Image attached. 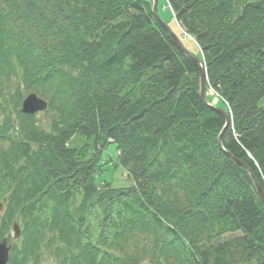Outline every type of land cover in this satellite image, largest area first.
I'll use <instances>...</instances> for the list:
<instances>
[{"label": "trees", "instance_id": "obj_1", "mask_svg": "<svg viewBox=\"0 0 264 264\" xmlns=\"http://www.w3.org/2000/svg\"><path fill=\"white\" fill-rule=\"evenodd\" d=\"M166 1L231 118L224 149L264 192V0ZM30 93L45 122L21 113ZM225 124L152 0H0L1 237L22 227L9 264H264V205L219 146ZM110 144L129 187L102 178Z\"/></svg>", "mask_w": 264, "mask_h": 264}, {"label": "water", "instance_id": "obj_2", "mask_svg": "<svg viewBox=\"0 0 264 264\" xmlns=\"http://www.w3.org/2000/svg\"><path fill=\"white\" fill-rule=\"evenodd\" d=\"M157 5H158V0H153V14L156 18V20L162 25V27L169 33V35L171 36L172 40L174 41L175 45L178 47V49L184 54L186 55L188 58L191 59V61H193V63L196 65V67L198 68L199 74H200V96L201 99L203 101V103L205 105H207L208 107L212 108L214 111L220 113L222 116H224L225 120H226V126L223 130V132L221 133L218 142H219V146L221 148V150L225 153V155L234 160L235 163L243 169H246L247 171H250L249 168L241 161L235 159V157H233L230 153L226 152V150L223 147V143H222V138L224 133L226 132L228 126L230 125V118L229 116L221 109H217L215 106L211 105L208 103L207 100V74L206 71L202 65V62L199 61L198 59H196L193 55L190 54V52L184 47V45L182 44L181 40L171 31V29L168 27V25L166 23H164L160 17L158 16V12H157ZM48 108V105L46 103V101H44L43 99L39 98L37 95L35 94H30L23 102L22 104V109H21V113L23 115H31L34 116L38 113H42L44 111H46ZM251 177H252V173L250 172ZM253 181L256 184V187L258 189V194L260 197V200L262 202V204L264 205V192L261 189V187L257 184L255 178H253ZM4 211V206L3 204H0V213ZM13 232H14V239L18 240L21 237L22 231L21 228L19 226V224L15 223L14 227H13ZM12 244L9 243L7 241V239H1L0 238V264H9V258H10V253L12 251Z\"/></svg>", "mask_w": 264, "mask_h": 264}, {"label": "rangeland", "instance_id": "obj_3", "mask_svg": "<svg viewBox=\"0 0 264 264\" xmlns=\"http://www.w3.org/2000/svg\"><path fill=\"white\" fill-rule=\"evenodd\" d=\"M157 12H158V16L160 17V19L164 23H166L168 25V27L171 29V31L180 39L181 31L175 22L174 15L172 14L171 10L169 9L168 3L166 0H158ZM183 38L190 40V41H185L186 46L190 50V54L191 55L196 54L195 47L193 44V39L189 38V36H186V35H183ZM206 91H207V98L208 97H210V98L214 97L215 94L211 89H206ZM208 103L215 106L218 103V98L214 97L212 99V101L208 102ZM259 105L261 107H264V98L260 101ZM37 118L42 122H45V119H46L44 113L39 114L37 116ZM86 142H87L86 140L82 139L79 136H76L69 141V147L74 148V149H79L83 145H85ZM87 144H89V146H90L89 150H88V157H93L94 156L93 143L91 141H88ZM117 156H118L117 148L113 144L108 145L107 148L103 151V154L100 158V165L102 166V169L104 170L102 178L104 180H106L107 182H111V184L116 188L129 187L132 185V182H131V180L127 179L126 170H124L121 167L114 168L116 161H117ZM252 177L255 178L253 174H252ZM2 216H3V214H0V224H1ZM13 236H14V234H13L12 229H11L10 232L7 233L6 235L2 236V238H7L9 241H12ZM18 242H19V240L15 241L14 244H18ZM18 245H20V244H18Z\"/></svg>", "mask_w": 264, "mask_h": 264}, {"label": "bare ground", "instance_id": "obj_4", "mask_svg": "<svg viewBox=\"0 0 264 264\" xmlns=\"http://www.w3.org/2000/svg\"><path fill=\"white\" fill-rule=\"evenodd\" d=\"M189 38H191L190 36H189ZM203 65V64H202ZM39 98H41V97H39ZM42 99V98H41ZM44 101H46V103H47V105L49 106V102L47 101V100H44ZM216 106V105H215ZM216 108L217 109H221V108H218L217 106H216ZM221 110H223V109H221ZM224 111V110H223ZM216 112V111H215ZM228 116H229V114H228V112H226V111H224ZM218 113V112H217ZM220 114V113H219ZM224 117V116H223ZM229 118H230V116H229ZM230 123H231V118H230ZM225 126H226V124H225ZM225 128V127H224ZM224 130V129H223ZM223 132V131H222ZM221 132V133H222ZM221 135V134H220ZM224 136V135H223ZM88 142V141H87ZM87 142H86V144L85 145H89V144H87ZM92 143H93V146H94V142L93 141H91ZM111 143H112V141H110ZM113 145H115V144H113ZM116 146V145H115ZM90 147V146H89ZM89 147H88V150H89ZM224 147V146H223ZM107 148V146L104 148V149H102L101 150V153H100V155H99V158H101V156H102V154H103V151L105 150ZM116 148H117V146H116ZM95 152H96V148H95V146H94V154H95ZM227 152V151H226ZM229 153V152H228ZM117 154H119V152H118V150H117ZM234 157V156H233ZM230 159V158H229ZM236 159V158H235ZM232 160V159H231ZM238 160V159H237ZM233 162H235L234 160H232ZM240 161V160H239ZM236 164V163H235ZM237 165V164H236ZM238 166V165H237ZM239 167V166H238ZM243 169V168H242ZM244 170H246V169H244ZM247 171V170H246ZM249 172V174H250V172L251 171H248ZM251 175V174H250ZM128 179V178H127ZM256 180V179H255ZM254 182V181H253ZM257 182V181H256ZM255 183V182H254ZM258 184V183H257ZM259 185V184H258ZM255 186H256V184H255ZM256 189H257V187H256ZM257 192H258V189H257ZM258 196H259V194H258ZM260 198V197H259Z\"/></svg>", "mask_w": 264, "mask_h": 264}]
</instances>
